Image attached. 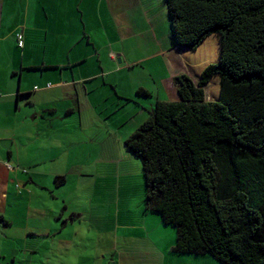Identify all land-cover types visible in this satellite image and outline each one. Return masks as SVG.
I'll use <instances>...</instances> for the list:
<instances>
[{
  "label": "crops",
  "instance_id": "0c3cea01",
  "mask_svg": "<svg viewBox=\"0 0 264 264\" xmlns=\"http://www.w3.org/2000/svg\"><path fill=\"white\" fill-rule=\"evenodd\" d=\"M15 1L14 12L0 2V264H179L174 228L143 203L142 213L124 211L121 220L118 199L117 210L110 211L114 204L95 197L102 186L84 185L93 193L85 199L83 185L56 181L71 173L72 157L82 159L80 166L93 158L91 167L97 168L106 158L107 139L94 146L93 140L64 137L83 150L78 157L65 149L55 153L50 141L56 129L65 131L64 118L73 116L80 126L81 104H91L89 95L99 85L121 96L124 120L138 115L142 122L156 102L176 101L173 79H199L213 63L206 55L218 45L217 35L194 52L177 47L163 0ZM218 88L213 98L205 92L207 101H218ZM140 89L149 96L137 94ZM87 229L100 237L110 232L115 242L88 247Z\"/></svg>",
  "mask_w": 264,
  "mask_h": 264
},
{
  "label": "trees",
  "instance_id": "16d2710c",
  "mask_svg": "<svg viewBox=\"0 0 264 264\" xmlns=\"http://www.w3.org/2000/svg\"><path fill=\"white\" fill-rule=\"evenodd\" d=\"M164 3L176 46L194 52L217 35L218 61L196 82L176 76L177 100L156 102L125 140L142 165L144 209L174 228L179 255L264 264V0Z\"/></svg>",
  "mask_w": 264,
  "mask_h": 264
},
{
  "label": "rangeland",
  "instance_id": "374dc122",
  "mask_svg": "<svg viewBox=\"0 0 264 264\" xmlns=\"http://www.w3.org/2000/svg\"><path fill=\"white\" fill-rule=\"evenodd\" d=\"M32 1V0H31ZM3 6V10L9 9L10 12H14L16 8V1L12 0V3H6V0H0ZM164 2V0H163ZM162 2V3H163ZM22 3H20L21 5ZM96 4V3H95ZM85 5V4H84ZM161 5V4H160ZM165 8V3L163 4ZM159 6V5H158ZM157 6V7H158ZM166 10V8H165ZM162 10L157 8L156 13L161 14ZM167 14V11H166ZM168 18V15H167ZM169 19V18H168ZM169 21V20H168ZM170 24V22H169ZM206 48V46H204ZM197 53L201 54V52H196L195 58L197 57ZM211 53V50H210ZM213 63L215 64L218 61L217 58H211L212 55H206ZM195 82L198 79L194 80ZM210 83V81H209ZM207 84L205 87V92L208 94V97H215L214 91H211L209 87L211 85ZM217 85V84H216ZM217 89V88H216ZM118 94L115 90L109 85L101 86L99 85L93 93L89 95V101L91 104L88 106L84 105L82 102L81 108V118H80V126L77 123H73V116L66 117L64 119L68 120L65 123L64 130L56 129L53 135V141L51 145L55 149V153L59 152L60 154L64 152V149L67 150L65 153H71V156H80L83 153L82 149L77 148V143L72 142H64V137H82L84 143H87L90 140H93V144L95 145L97 140L107 139L105 141L104 152L106 153V158L101 159L98 162V167H91L92 159H89L82 166V159L72 157V170L71 173H63L60 176L65 177L66 184L65 185H83L81 186L80 193L81 196L85 199L92 197V191L88 189H82L84 185H100L101 189L95 192L97 194L98 199L108 201L109 204H114L118 199L119 201V212L122 220V216L124 215V211H128V213L138 214L142 213L141 209H143V204L145 200V178L142 170V165L139 159L134 157L125 146V139L128 138L134 130L137 128L139 123V117L136 115L133 116L130 120H124L127 109L125 107V103L122 99L118 98ZM121 98V96H119ZM131 107V104L127 106ZM70 106V105H69ZM58 107V106H57ZM70 108V107H68ZM130 109V108H129ZM58 119L63 120L62 113L58 110ZM76 121L79 119H75ZM125 122L123 125L119 122ZM139 122V123H138ZM143 122V121H142ZM141 122V123H142ZM73 124V127L71 126ZM68 126L70 128H68ZM121 126V127H119ZM80 127V128H79ZM76 128H79V131H75ZM74 138V137H73ZM85 146V144H84ZM110 156V157H109ZM62 161L68 159L61 158ZM60 159V160H61ZM70 160V159H69ZM74 160H78L77 163ZM57 162V161H56ZM56 162L54 165H56ZM49 165H45L46 171ZM53 167H50L52 169ZM56 170V171H55ZM54 171L58 173L57 169L54 168ZM66 174V175H64ZM69 190V189H67ZM67 190L65 191L66 193ZM70 191V190H69ZM71 193L73 190L70 191ZM68 194H71V193ZM67 194V195H68ZM69 197L67 200L72 202ZM95 203V202H94ZM105 205L106 202H104ZM143 203V204H142ZM87 209L90 210V205L87 206ZM104 211H108V207H103ZM91 210L94 212H100V209L97 207H92ZM110 211L117 210V205L109 209ZM90 213V212H88ZM92 214V213H90ZM108 214V213H107ZM89 217V216H88ZM160 217V216H159ZM138 219V217H135ZM106 225V223H105ZM85 235V236H84ZM83 238L88 247L101 245H110L112 242H115L113 239V235L109 232L108 235L100 237L92 229H87L84 232ZM110 238L109 240H107ZM112 238V239H111ZM118 244H122V241L119 239ZM96 248V247H95ZM176 256V255H175ZM178 257V256H176ZM189 259L190 264H221L219 261L215 260L210 256H191V255H179V264H183L184 260Z\"/></svg>",
  "mask_w": 264,
  "mask_h": 264
},
{
  "label": "bare ground",
  "instance_id": "6f19581e",
  "mask_svg": "<svg viewBox=\"0 0 264 264\" xmlns=\"http://www.w3.org/2000/svg\"><path fill=\"white\" fill-rule=\"evenodd\" d=\"M211 41V40H210ZM211 53H210V55H212L211 56V58L213 59V58H217L218 57V45H217V43L216 42H214L212 45H211ZM200 52H202V48H201V50H200ZM210 60V59H209ZM211 61V60H210ZM214 60H212L211 62H213ZM218 84V82H217V80H210V83H209V85H211L210 87H209V89H211V91H214V89H215V91H214V93H216V88H218L217 87V85H216V83Z\"/></svg>",
  "mask_w": 264,
  "mask_h": 264
},
{
  "label": "built area",
  "instance_id": "2783aa9c",
  "mask_svg": "<svg viewBox=\"0 0 264 264\" xmlns=\"http://www.w3.org/2000/svg\"><path fill=\"white\" fill-rule=\"evenodd\" d=\"M15 40H16L17 45H18L19 47H22V45H23V40H22V36H21V34L17 33V34L15 35Z\"/></svg>",
  "mask_w": 264,
  "mask_h": 264
}]
</instances>
